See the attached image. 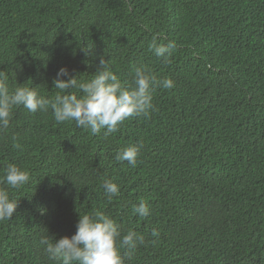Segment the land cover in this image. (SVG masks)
I'll return each mask as SVG.
<instances>
[{
  "label": "trees",
  "instance_id": "trees-1",
  "mask_svg": "<svg viewBox=\"0 0 264 264\" xmlns=\"http://www.w3.org/2000/svg\"><path fill=\"white\" fill-rule=\"evenodd\" d=\"M154 36L175 42L167 62L149 50ZM100 59L122 83L145 66L175 86L155 87L156 111L108 136L56 123L51 109L13 110L0 177L14 163L30 179L8 189L17 208L0 221V264H59L41 237L70 238L79 215L95 211L144 236L135 251L120 249L125 264H264V0H0L10 89L52 99L60 68L83 80ZM137 142L135 167L115 160ZM109 179L120 189L111 200ZM140 200L146 218L133 212Z\"/></svg>",
  "mask_w": 264,
  "mask_h": 264
},
{
  "label": "clouds",
  "instance_id": "clouds-1",
  "mask_svg": "<svg viewBox=\"0 0 264 264\" xmlns=\"http://www.w3.org/2000/svg\"><path fill=\"white\" fill-rule=\"evenodd\" d=\"M175 47L174 41L158 43L155 36L149 44V50L165 62ZM108 64L109 61L100 59L96 73L83 80L70 74L68 69L60 68L53 79V85L59 91L52 99L39 95L36 88L25 84L10 89L7 72L0 71V132L8 129L13 110L23 107L30 115L47 113L51 109L56 123L74 122L77 128L90 131L93 136L101 130L108 136L116 133L125 120L147 118L156 111L152 95L155 87L170 90L175 86L171 78L158 80L145 66L133 67L131 84L122 83ZM11 147L16 150L23 148L15 134L11 136ZM142 147L140 142L129 145L116 154L115 160L126 161L135 167ZM29 179V172L14 163L3 168L0 183L7 187L0 188V221L10 220L17 208V201L10 198L8 189H19ZM102 187L109 200L119 195V185L110 179L105 180ZM133 212L141 218L150 215L144 200L133 207ZM152 235L158 237L159 233L154 229ZM144 243V236L133 230L122 234L115 220L102 211L79 215L76 232L70 238L54 240L47 235L40 239L48 259L59 264H125L120 249L135 251L138 244Z\"/></svg>",
  "mask_w": 264,
  "mask_h": 264
}]
</instances>
